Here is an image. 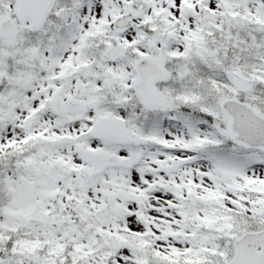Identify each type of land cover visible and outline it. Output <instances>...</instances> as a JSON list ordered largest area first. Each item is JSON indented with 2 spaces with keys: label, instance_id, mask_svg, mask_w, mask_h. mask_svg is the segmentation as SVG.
<instances>
[{
  "label": "snow or ice",
  "instance_id": "6c2138e0",
  "mask_svg": "<svg viewBox=\"0 0 264 264\" xmlns=\"http://www.w3.org/2000/svg\"><path fill=\"white\" fill-rule=\"evenodd\" d=\"M0 264H264V0H0Z\"/></svg>",
  "mask_w": 264,
  "mask_h": 264
}]
</instances>
